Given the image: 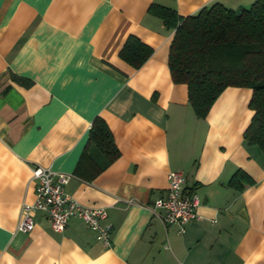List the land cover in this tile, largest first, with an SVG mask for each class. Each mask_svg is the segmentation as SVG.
Segmentation results:
<instances>
[{
  "label": "crops",
  "instance_id": "0c3cea01",
  "mask_svg": "<svg viewBox=\"0 0 264 264\" xmlns=\"http://www.w3.org/2000/svg\"><path fill=\"white\" fill-rule=\"evenodd\" d=\"M254 1L0 0V264H264V154L243 137L252 91L226 88L197 118L168 67L174 29L148 12L185 18ZM130 36L152 50L138 69L119 58ZM96 117L120 156L85 181L75 171ZM34 165L106 210L108 245L78 219L56 233L40 211L30 232L17 231L35 199ZM175 171L198 199L183 234L152 209ZM238 172L241 190L229 185Z\"/></svg>",
  "mask_w": 264,
  "mask_h": 264
},
{
  "label": "trees",
  "instance_id": "16d2710c",
  "mask_svg": "<svg viewBox=\"0 0 264 264\" xmlns=\"http://www.w3.org/2000/svg\"><path fill=\"white\" fill-rule=\"evenodd\" d=\"M148 12L174 29L168 67L172 81L187 87L197 118H206L226 88L251 89L249 108L253 116L243 137L264 154V0H255L239 12L213 4L185 18L158 5H151ZM151 54L148 46L130 36L119 58L138 69ZM119 156L109 127L96 117L75 175L91 181ZM242 177L240 172L234 174L229 185L241 190Z\"/></svg>",
  "mask_w": 264,
  "mask_h": 264
},
{
  "label": "built area",
  "instance_id": "2783aa9c",
  "mask_svg": "<svg viewBox=\"0 0 264 264\" xmlns=\"http://www.w3.org/2000/svg\"><path fill=\"white\" fill-rule=\"evenodd\" d=\"M68 178L67 175H57L45 167H32L35 199L33 204L22 206L17 231L30 232L34 227L32 214L40 211L46 215L54 232L62 233L71 219H78L96 234L99 241L108 245L112 227L107 223L106 210L82 205L67 194L64 186ZM167 180L166 196L156 199L152 209L163 211L161 220L165 227L173 226L178 234H183L186 226L198 218L195 212L198 199L186 188V177L182 172H170Z\"/></svg>",
  "mask_w": 264,
  "mask_h": 264
}]
</instances>
